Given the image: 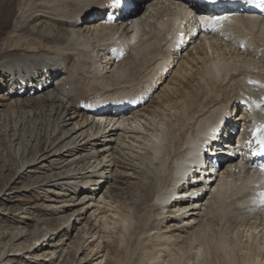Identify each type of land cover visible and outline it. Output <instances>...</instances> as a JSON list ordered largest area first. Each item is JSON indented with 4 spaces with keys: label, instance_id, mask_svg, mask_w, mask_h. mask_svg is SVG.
I'll return each mask as SVG.
<instances>
[{
    "label": "bare ground",
    "instance_id": "obj_1",
    "mask_svg": "<svg viewBox=\"0 0 264 264\" xmlns=\"http://www.w3.org/2000/svg\"><path fill=\"white\" fill-rule=\"evenodd\" d=\"M105 1L0 0V98L5 97L3 103L9 102L6 105L10 110L0 111L1 134L7 136L11 132L12 140H17L20 131L21 143L16 153L20 147L24 156L33 151L31 161L18 163V174L28 173L27 169L35 165L51 173L55 171L45 176L42 186L59 192L57 197L47 200L51 203L46 207L47 223L54 228L44 231L40 247L53 242L59 235L55 231L64 228L68 216V221L74 217L73 230L78 235L76 227L86 219L90 227L87 230L86 224L83 233L90 235V239L97 236L93 249L101 247L98 243L103 241V229L98 225L104 222L103 210L116 197L108 193L107 180H114L120 173L119 168H128L122 175H130L128 170L132 167L123 163L125 151L135 152L136 147H141L133 144L142 140L148 163L135 176L136 179L139 176L137 185L141 192L131 215L126 216L124 231L131 234L140 231L150 241H161L156 250V260L164 257L161 264H183L186 260V264H264V173L249 158L250 145L240 158L233 156L220 166L211 185L193 187L204 194L201 199L191 201L183 191L180 198L185 200L170 205L175 184L196 159L197 142L202 140L209 125L220 121L222 114H229L233 107H239L243 113L252 106L254 115L264 126V88L244 92L254 98L239 102L243 81L253 78L264 82V55L259 54L258 61L254 58L250 65L242 66L240 58L245 60L244 55L220 54L226 53L223 47L234 42L238 28L240 34L246 32L245 25L263 32L264 14L234 18L230 22L228 14L232 11L227 10L218 16L221 23L227 24L200 27L196 14L183 16V10H187L183 1L140 0L136 13L129 19L121 24L102 25L97 18L108 9L109 3ZM256 5L263 6L264 1L257 0ZM139 6H142L140 10ZM178 18L184 38L194 30L200 35L184 50L185 42L180 41L179 52L170 51L166 41ZM229 23L232 25L227 28ZM221 31L225 44L215 39ZM250 39L251 35L247 36V41ZM119 51L113 59L111 56ZM180 55L184 58L178 65L175 59ZM236 63L241 66L237 68ZM171 73L176 76V82L179 78L178 84L167 83L162 87L161 80ZM157 86H161L158 93ZM144 89L148 92L137 100L135 95ZM152 90L156 93L151 101L156 100L155 108L140 109ZM231 94L238 95V101L230 99ZM93 104L109 109L100 115L94 114L89 106ZM237 117L236 113L234 119ZM241 122L244 126L248 121L243 118ZM229 124L225 133L231 134ZM27 127L29 136L25 134ZM32 139L34 142L30 144ZM202 144L206 149L214 146L211 142ZM141 166L142 163L137 168L141 170ZM220 209L240 210L255 222L250 226L253 232L249 233V229L246 235V245L236 246V241L233 245L224 243L223 256L212 260L211 254H207V245L196 241L201 229L213 220V213ZM143 216L146 218L141 229L139 221ZM60 241L61 244L48 247L64 250L66 244ZM32 247L25 252L38 249ZM216 248L220 249L218 245ZM105 257L103 254L99 259L102 261Z\"/></svg>",
    "mask_w": 264,
    "mask_h": 264
},
{
    "label": "rangeland",
    "instance_id": "obj_2",
    "mask_svg": "<svg viewBox=\"0 0 264 264\" xmlns=\"http://www.w3.org/2000/svg\"><path fill=\"white\" fill-rule=\"evenodd\" d=\"M102 12H101V15H102ZM245 26L247 27V29L245 30L246 32L242 31L243 34L242 33L240 34V33H238L240 31V28H238L237 33L234 34V36L236 35L234 37V42L227 45L228 49H227V46L225 48L224 47L222 48V50H226V53H222L221 51H218L219 53L221 52L220 54H223V55L226 54L227 57H229V56L235 57V56H243L244 55L246 58L245 60H243L242 57L240 58V60L242 62V66L243 65H250L254 61V58L257 59L259 57V54L264 55V31L262 32V31L258 30V28L254 29V31H253V29H251V27H249V25H245ZM251 32H252V34H251ZM254 32H255V36L253 35ZM244 35L246 36L245 39L243 38ZM250 35H251V39L249 41H247V36H250ZM256 35H257V37H256ZM252 37H255V38L253 39ZM251 40H253V41H251ZM239 41L240 42L242 41L241 43L245 44L246 49H248V50L240 52L239 51L240 50L239 49L240 44H237ZM219 42H221V41H219ZM251 43H254V44L256 43L255 45L257 47ZM229 46H231V47H229ZM254 46H255V49L253 48ZM95 50H96V48H95ZM252 50H253V52H252ZM238 51L240 53H238ZM231 52H232V54H231ZM253 55H255L256 57ZM196 56H198V55L196 54ZM209 56H211V53H209ZM126 57H127V55H126ZM179 57H178V59H175L177 61L178 65L181 63L182 58H184V56L182 55L180 57L181 58L180 60H179ZM236 59H238V58H236ZM257 61H258V59H257ZM241 62H239V63H241ZM249 62H250V64H249ZM243 63H245V64H243ZM236 64L238 66L237 68H239L241 66L240 64H239L240 65L239 66L238 63H236ZM178 65L176 67H174L172 72L176 71ZM262 68H264V65ZM175 78H176V76L174 75V73H171L167 78L162 79L160 83H163L162 87H164L167 83H170V84L176 86L178 84L179 78H178L177 82H176ZM251 80L253 81V78H251ZM254 80L256 82H260L256 79H254ZM231 87H233V86H231ZM160 88H161V86L158 87V90L156 93L159 92ZM234 91H237V89L234 88ZM156 93L152 97H154L156 95ZM231 95H232V98H230V99H232L234 101H238V99H239L238 95H236V94H231ZM3 97L0 98V111H2L3 113H5V112L8 113L10 110L8 109L6 104H8L9 102L3 103L4 98H5V97L4 98ZM152 99L153 98H151V100L145 105L144 108H147L148 106H149L148 110H150V109L152 110L153 108H155L153 106H156V104H155L156 100L155 101L153 100V103H152L151 102ZM150 107H152V108H150ZM9 126H10V124H9ZM1 127H2V125L0 123V264H154V263L159 264V262L161 264V261L164 257L162 259L160 258L159 260H156V258L158 256V253L156 252V250L159 249V244H161V241H158L157 239H155V240L153 239L150 241L148 238H146L144 236V234L142 236V232H140V231L139 232H136V231L132 232V234L129 233L130 231L129 232L124 231V227L127 224L126 219L129 217V215H131L132 209L134 210V207H133L134 201L138 197L139 192H141L140 187L137 185L138 183L140 184L139 176L137 177V179L135 178V176L137 174H139L143 170V168L146 167V165L148 163L146 157L144 156V154H145V152H147V150H144L142 148L143 147L142 143L145 141L140 140L137 144H135V143L133 144L134 146L141 147V148L136 147L135 152H134V150L131 151L130 153H129V151H125L126 155H124L123 163L126 167H128L127 165H129V167H132V169L129 168L130 170H128V173H130V175L129 176L122 175V174H126L128 168L127 169L126 168H119V170L117 172H120L121 174L117 173L114 180L112 178L107 180V181H109L107 183L108 193H112L116 197H115V200H113L112 203L110 204V207H108L107 210H106V208L103 210V212H102L103 215L101 214L102 218H104V222H105V224L103 222V224L101 225V223H102L101 222L98 225V227L100 226V227H102L103 230H105L104 231L105 233H103V230L101 233L103 235L102 236L103 241L101 243L100 242L98 243V246H101V247L100 248L96 247L93 249L92 247L96 244L95 240H97V236L93 237V239H90L89 238L90 235H87V234L85 235V233H83V227L86 226V224H87V230L90 227L89 226L90 223H85L86 219H83L77 225L76 228L79 229V233H80V235H78V232L76 233L73 230V224L72 223H73L74 217H72L71 220L68 221L69 216L66 217L67 219L64 220V224H65V225H63L64 228H61L60 230L55 231V233H59V235L53 240V242H46L47 246L46 245L44 246V244H43L40 247V244L42 243L40 239H41V236L44 233V231L54 228L53 225H50L49 223H47V219H48L47 215L49 212H48V209L46 207L51 204L50 202H47V200H52L53 197H57L56 195L59 192L55 188H46V187L42 186V185H44L43 181H44L45 176L51 172H48L46 170V168L41 167V165H40V167H39V165L38 166L35 165L34 167H30L26 171L28 173L18 174V172H17L18 163L21 161H25V162L31 161L32 157H33V153H32L33 151L29 150L28 151L29 153L25 154V156H24L22 147H20V151L17 154L16 151H17V148L19 147V144L21 143L20 142L21 141L20 136L22 134H20V131H19L18 139L12 140L11 132L7 136H4L1 134ZM34 131L36 132V130H34ZM35 132H34L33 138L35 137ZM25 134L28 136L30 134V129L28 127H27V130L25 131ZM28 136H27V139H29ZM33 140L34 139H32L30 144H32L34 142ZM25 144H27V143L25 142ZM137 151H140L141 153H138ZM142 151H144V152H142ZM133 152L136 153L137 156H136V154L134 155ZM141 154H143V155H141ZM15 156H17V157H15ZM105 160L108 161L110 159L106 158ZM131 160H133V161H131ZM143 162H144V164H143ZM141 163H142V166L144 165V167L141 166L140 167L141 170H139V168H137V167ZM121 165H123V164H121ZM134 165H135V167H134ZM54 172L55 171H53L52 173H54ZM121 179H123V180H121ZM48 190H50V191H48ZM69 194H70V192H69ZM222 208H224V207H222ZM237 211L238 210H234V209H231V210L230 209H228V210H221L220 209L218 211H215L213 213V216H212V217H214L213 220H211V222L208 223L207 226H205L203 229H201V231L198 233L199 235L197 234L198 235V239H197L198 241H196V243L204 242L205 244L204 243L203 244L207 245V247L209 249L207 254H209V255L211 254L210 257L212 258V260H214V259L218 260V258L220 259L223 256V253H222L223 249H221V248L223 246H225V244H227V243L229 244V242H232V244H230V245H233V243L236 241L234 244L236 245V243H238L236 246L242 247V246L246 245V243L248 242V238L246 239V237H247L246 235H249V233H251V231L253 232V229L251 230L250 226L253 225V222H255V220L248 218V216L246 214H242V212L240 210L238 212ZM67 212L68 211H66V213ZM219 213H221V215ZM218 214H219V217H218ZM238 215H239V217H238ZM126 216H128V217H126ZM145 218L146 217L143 216L139 221L140 225L139 224L138 225L140 226L141 229H142V226L144 225L143 222L145 221ZM240 218H242V220ZM223 219L225 222L223 221ZM237 219L240 221H238ZM142 220H143V222H142ZM246 221H248V222H246ZM239 223H242V224H239ZM52 224H54V223H52ZM103 225L105 227L106 226H108V227L105 228ZM245 226H246V228H245ZM247 228H248V230H247ZM249 229H250V232H249ZM162 231L165 232V229H163ZM231 232H233L239 238L237 236H234L233 233H231ZM124 233H127V234L124 235ZM20 234H22V235H20ZM243 234H245V235H243ZM18 235H20L19 238H17ZM231 237H232V239H231ZM226 238L229 241H227ZM236 238H238V240ZM60 239L62 241H64V243L66 244L64 246V247H66V248H64V250H62L59 247H56V248L48 247V245L50 246V244H52L53 246H55L59 243L61 244L62 242L60 241ZM246 240H247V242H246ZM241 241L243 243H241ZM97 242H98V240H97ZM239 242H240V244H239ZM216 243H217L218 247H220V249L216 248V246H217ZM194 246H195V244L193 245V247ZM30 247H32V249H35V247H38V249L33 253H31V252L26 253L25 251L27 249H29ZM78 248H81L80 249L81 251L79 250L78 254H75ZM171 249H173V248H171ZM214 249L215 250L218 249L219 253L216 252ZM52 251H54V252L52 253ZM98 251H100V252L98 254H96ZM103 254H106V257H105V259H103L101 261L99 259V256H102ZM152 261H154V263ZM157 261H159V262H157ZM185 262L183 264H186L188 261L186 263ZM204 264H207V263L204 262ZM213 264H215V262H213Z\"/></svg>",
    "mask_w": 264,
    "mask_h": 264
},
{
    "label": "snow or ice",
    "instance_id": "obj_3",
    "mask_svg": "<svg viewBox=\"0 0 264 264\" xmlns=\"http://www.w3.org/2000/svg\"><path fill=\"white\" fill-rule=\"evenodd\" d=\"M262 144H264V141H261Z\"/></svg>",
    "mask_w": 264,
    "mask_h": 264
}]
</instances>
